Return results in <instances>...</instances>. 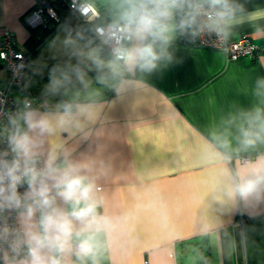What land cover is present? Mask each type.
<instances>
[{"label":"crops","instance_id":"crops-1","mask_svg":"<svg viewBox=\"0 0 264 264\" xmlns=\"http://www.w3.org/2000/svg\"><path fill=\"white\" fill-rule=\"evenodd\" d=\"M235 3L244 11L226 37L247 36L261 48L257 57L229 59L222 48L176 40L172 63L127 77L120 91L109 77L68 92L77 66L91 76L108 74L72 55L64 42L77 30L61 26L54 31L59 30L55 43L73 65L68 81L57 72L62 83L53 85L61 58H35L46 39L27 60L23 84L12 92L19 110L27 97L34 98L31 108L53 116L63 113L65 104L72 106L63 126L38 137L43 165L50 155L58 164L84 165L98 188V211L115 224L100 235L98 264H264V201L245 203L224 190L225 169L243 174L246 162L264 155V144L233 152L225 162L224 150L212 139L213 132L228 129L236 149L239 120L228 121L264 108V96L256 95L257 81L264 79V0ZM34 5L35 0H0V36L8 30L24 52L30 36L24 19ZM100 10L107 20L106 5ZM101 55L107 59L110 52L104 48ZM7 83L0 61V88ZM26 191L27 185L22 194ZM70 264L78 261L73 257Z\"/></svg>","mask_w":264,"mask_h":264},{"label":"clouds","instance_id":"clouds-1","mask_svg":"<svg viewBox=\"0 0 264 264\" xmlns=\"http://www.w3.org/2000/svg\"><path fill=\"white\" fill-rule=\"evenodd\" d=\"M105 5L108 18L93 27L92 37L83 31L73 36L69 31L64 43L72 55L90 60L98 70L107 69L108 75L99 80L104 83L110 77L116 81L117 91L127 77L137 72L151 74L172 63L170 49L178 38L195 42L215 35L223 39L244 11L235 0H105ZM96 18L100 19L99 15ZM104 48L110 52L107 59L101 55ZM73 70L82 79L78 66ZM57 72L63 82L69 79L66 72L54 68L56 87L62 83ZM261 89L264 79L257 81L256 95L264 96ZM71 110L72 106L65 104L63 113L53 116L25 103L22 111L9 116L8 150L0 152V264H70L73 257L78 264L89 260L98 264L100 235L110 232L115 224L98 211V188L84 174L85 166L67 161L58 164L55 155H50L43 167L37 166L38 137L63 126ZM237 119L236 149L228 129L212 133L224 150L221 156L225 162L231 161L233 152L264 144V108L256 106L228 123ZM246 163L243 174L232 175L225 169L228 182L224 190L229 198L260 203L264 201V155ZM25 184L27 191L21 194L18 189ZM58 199L67 210L58 205ZM13 213L16 224L9 226L6 214Z\"/></svg>","mask_w":264,"mask_h":264},{"label":"built area","instance_id":"built-area-1","mask_svg":"<svg viewBox=\"0 0 264 264\" xmlns=\"http://www.w3.org/2000/svg\"><path fill=\"white\" fill-rule=\"evenodd\" d=\"M81 13L87 15H81ZM97 15L100 19L96 18ZM67 21L75 22L77 25H86L92 31L94 26H98L105 20L101 10L90 0H35L34 7L24 19L25 24L30 28L42 27L50 31L54 27H64ZM178 41L198 46L222 48L229 59L243 56L257 57L261 52V48L252 43L247 36L230 40L226 36L223 39H218L213 35L198 38L195 42H189L185 38H178ZM27 58L28 55L19 50L15 36L6 30L0 36V61L8 71V83L6 87L0 88V152L8 150L7 138L11 131L9 116L20 111L19 104L13 98L12 92L23 84ZM33 101L34 98L27 97L24 99V104L28 103L32 106ZM37 166H44L43 160L39 156ZM25 186L26 184L18 189L21 194ZM6 217L9 226L16 224L14 213L6 214Z\"/></svg>","mask_w":264,"mask_h":264},{"label":"rangeland","instance_id":"rangeland-1","mask_svg":"<svg viewBox=\"0 0 264 264\" xmlns=\"http://www.w3.org/2000/svg\"><path fill=\"white\" fill-rule=\"evenodd\" d=\"M92 1L94 3H96L97 4L96 6L100 9L102 8V6H105V0H92ZM58 31L54 32L52 37H50V35H49L48 37H50V38H48V37L46 38V40L43 42L41 50L36 54L35 58L36 59H42V58L52 59V58L59 57V58H61V59H59V62L56 61V63H58L60 65L58 68H60L64 72H66L67 75L68 74L70 75L71 74L70 68H72L73 65L69 63L70 61L64 59V58H68L66 53L64 51L60 50L59 48H57V46H56L57 42L55 43ZM52 43L53 44L55 43V44L51 45ZM93 46H95V44ZM63 60H66V61H63ZM93 74H95V75L91 76L89 71L83 72L82 73V79H81V78H78L77 73L74 72L72 79L74 80L75 84L72 85L71 87L67 88V91L68 92L69 91H71V92L80 91L86 85L88 87L90 85H94V78L96 80H99V77L103 76L100 72L93 73ZM87 83H91V84L89 85ZM85 95H90V93L85 94Z\"/></svg>","mask_w":264,"mask_h":264},{"label":"trees","instance_id":"trees-1","mask_svg":"<svg viewBox=\"0 0 264 264\" xmlns=\"http://www.w3.org/2000/svg\"><path fill=\"white\" fill-rule=\"evenodd\" d=\"M69 23L70 22L67 21V23L65 25L67 28L76 29L77 31H83L86 37H92L93 36V33H92V31L90 30V28L88 26L79 24L75 28H73L71 26L72 24H69ZM27 28H28L29 33H30L29 38L25 42V47L27 49L25 51V53L28 55V58H27V60H28V59H30L33 56V54H35V52L37 50V47L41 44V42L43 40H45L46 37L50 33H53L56 30V27H54L52 29V31H50L49 29H46V28H42V27L30 28V27L27 26ZM98 43H99V41L95 42V44H98Z\"/></svg>","mask_w":264,"mask_h":264}]
</instances>
